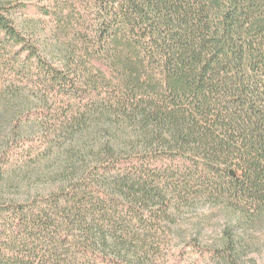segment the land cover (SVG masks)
<instances>
[{
    "label": "trees",
    "instance_id": "16d2710c",
    "mask_svg": "<svg viewBox=\"0 0 264 264\" xmlns=\"http://www.w3.org/2000/svg\"><path fill=\"white\" fill-rule=\"evenodd\" d=\"M4 119L1 176L67 145L56 189L0 201V264H241L232 227L264 221V0H0ZM199 205L235 217L220 244L179 239Z\"/></svg>",
    "mask_w": 264,
    "mask_h": 264
},
{
    "label": "rangeland",
    "instance_id": "374dc122",
    "mask_svg": "<svg viewBox=\"0 0 264 264\" xmlns=\"http://www.w3.org/2000/svg\"><path fill=\"white\" fill-rule=\"evenodd\" d=\"M31 1V0H21ZM37 1V0H36ZM46 38L49 30L43 33ZM0 151L2 150L1 139L11 134L7 121L0 120ZM66 140L61 137L57 144L44 151L41 158L21 159L9 166L6 174L0 172V201L10 199H25L38 193H47L57 188L53 176L58 172L62 163V151ZM1 168V167H0ZM176 229L179 239L188 241L197 238L204 245L220 244L223 230L227 226L236 225V219L227 210L211 205H199L192 208H184L175 212ZM234 234L243 238L248 244L241 257V264H264V221L254 225L233 226ZM196 255L189 253L183 264H192ZM202 264H212L209 259L203 260Z\"/></svg>",
    "mask_w": 264,
    "mask_h": 264
}]
</instances>
